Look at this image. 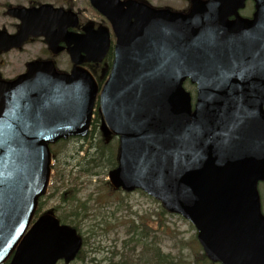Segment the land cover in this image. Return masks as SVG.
<instances>
[{
	"label": "water",
	"instance_id": "95a60500",
	"mask_svg": "<svg viewBox=\"0 0 264 264\" xmlns=\"http://www.w3.org/2000/svg\"><path fill=\"white\" fill-rule=\"evenodd\" d=\"M246 1L192 0L182 13L90 0L117 38L100 99L120 136L111 183L140 189L190 221L208 258L221 264H264V0H253L252 20L239 16ZM41 11L25 18V32L51 42L69 14ZM73 42L78 64L82 53L103 57L110 45L106 33L103 42ZM48 65L33 63L18 80L0 82V264L16 249L11 264H69L82 246L51 216L24 236L47 192L49 145L87 135L98 94L86 71L62 75ZM188 79L198 88L194 110Z\"/></svg>",
	"mask_w": 264,
	"mask_h": 264
},
{
	"label": "rangeland",
	"instance_id": "374dc122",
	"mask_svg": "<svg viewBox=\"0 0 264 264\" xmlns=\"http://www.w3.org/2000/svg\"><path fill=\"white\" fill-rule=\"evenodd\" d=\"M156 8H171L175 11H186L189 8L188 0H146ZM79 2V10H83V0ZM251 6L242 12L244 16H250ZM10 61V60H8ZM186 89L195 100L196 88L191 84ZM98 129V127H97ZM116 142V141H112ZM98 135H93L87 140L73 139L59 146L53 147L55 170L49 188L50 197L55 188L62 187L59 179H63L64 187L60 190L57 200H54L50 208L55 211L62 209L63 204L73 195H77L82 203H86L88 210L83 212L88 215L85 222H77L81 228L80 234L88 240L85 249L86 258L73 264H111L119 261L122 253L134 248V243L127 245V230L131 222H139L145 233H150L153 239L146 238L143 245L137 247L131 253L134 260L132 264H154L153 251L161 250L163 254L177 257L181 264H194L197 255L202 254L197 231L194 226L182 217L164 213L160 203L147 197L143 193L134 192L125 194L118 191L113 197L105 194L108 191L106 185L108 169L97 170L89 168L86 161L87 154L92 156L97 152ZM92 145V147L90 146ZM88 152V153H87ZM56 170L59 171L58 177ZM94 172V173H93ZM55 173V175H54ZM95 174V175H93ZM262 210L264 212V183L259 185ZM64 196V197H63ZM76 202V201H75ZM59 212V213H58ZM62 216V211H58ZM144 226V227H143ZM135 227H140L135 225ZM150 227L152 230H150ZM135 228V229H136ZM149 247V248H148ZM145 250H151L148 255ZM116 254L113 258V255ZM182 258V260H181ZM201 264H210L202 262Z\"/></svg>",
	"mask_w": 264,
	"mask_h": 264
},
{
	"label": "flooded vegetation",
	"instance_id": "af4514ba",
	"mask_svg": "<svg viewBox=\"0 0 264 264\" xmlns=\"http://www.w3.org/2000/svg\"><path fill=\"white\" fill-rule=\"evenodd\" d=\"M83 10H79L77 0H0V34L17 37L22 33V25L29 26L30 18L25 20L31 10L48 6L47 12L55 9L64 10L69 14H76V26L68 28L70 35H84L86 28L90 27L94 32L106 29L110 33L111 47L105 57L99 62H89L87 56L82 55L81 68L88 70L101 87L110 76L114 61L115 38L108 20L92 9L88 0H83ZM43 15V13H36ZM98 38L102 37L97 33ZM26 39V40H24ZM23 42L11 46L6 50L0 49V81H14L27 73L30 63L35 61L51 62L59 73L72 74L79 66L74 62L72 51L75 45L62 36L52 38L49 42L44 37L29 35L23 38ZM2 45L6 46L3 42ZM10 60V61H8Z\"/></svg>",
	"mask_w": 264,
	"mask_h": 264
},
{
	"label": "trees",
	"instance_id": "16d2710c",
	"mask_svg": "<svg viewBox=\"0 0 264 264\" xmlns=\"http://www.w3.org/2000/svg\"><path fill=\"white\" fill-rule=\"evenodd\" d=\"M86 161L89 162L88 170L90 167L91 169H94V170H97L99 168L111 169L117 163L114 157V149L112 145H105V143L100 140H98L97 152L92 156L87 154ZM89 172H92V171L89 170ZM64 202L72 203L71 206L69 205L65 207V210L67 212L65 213L64 219H66V216H69L73 220H76L78 217H82L83 219L88 217V215L83 212L87 207L80 202V199H78L77 195H74L72 201L64 200ZM162 212L163 214L164 213L166 214L164 210ZM135 228H136L135 225L128 228L129 237H128V240L125 241L124 243L125 249H127V245L130 243H134L135 245L134 248L129 249L126 252L122 253L119 261L113 262V260L110 259L112 261L111 264H132V262H134V260L131 257V253H135L133 251L140 245H143V241L146 238V235L150 238V233H145L141 227H137L136 229ZM145 252L148 255H150L148 252L151 253V250H148V252L145 250ZM115 255L116 254L113 255V258ZM152 256L154 259V264H181V261H179L177 257H172L171 255L163 254L161 250L153 251ZM85 258L86 256L82 257V259H85ZM194 259H195L194 264H201L202 262H207V258L203 254L197 255L196 258Z\"/></svg>",
	"mask_w": 264,
	"mask_h": 264
}]
</instances>
